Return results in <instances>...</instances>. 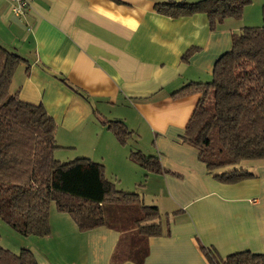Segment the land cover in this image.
Returning <instances> with one entry per match:
<instances>
[{
	"label": "crops",
	"instance_id": "0c3cea01",
	"mask_svg": "<svg viewBox=\"0 0 264 264\" xmlns=\"http://www.w3.org/2000/svg\"><path fill=\"white\" fill-rule=\"evenodd\" d=\"M156 1L168 0H30L27 15L17 17L9 1L0 0V45L25 60L11 93L42 104L55 120L60 148L55 158L102 164L118 190L137 193L161 214V236L142 239L131 226L134 217L119 216V226L131 230L127 235L118 226L80 232L67 214L50 210L51 235L39 241H57L71 264L73 256L78 264H209L202 246L222 258L244 251L264 254V161L249 171L252 179L219 182L183 139L201 94L173 97L190 83L212 80L232 35L262 26L256 21L264 0H253L254 10L248 9L243 23L229 18L215 30L205 14L161 15ZM191 48L198 50L184 61ZM96 113L124 122L132 132L127 144L121 145ZM65 148L74 151H60ZM132 151L158 157L163 173L135 165ZM121 174L128 185H117ZM32 253L39 264H50L43 249Z\"/></svg>",
	"mask_w": 264,
	"mask_h": 264
},
{
	"label": "trees",
	"instance_id": "16d2710c",
	"mask_svg": "<svg viewBox=\"0 0 264 264\" xmlns=\"http://www.w3.org/2000/svg\"><path fill=\"white\" fill-rule=\"evenodd\" d=\"M253 0H168L155 2L157 13L179 19L205 14L211 30L226 19L240 20ZM263 25L243 27L232 35V45L215 63L212 80L190 83L173 94L179 98L200 93V101L186 126L184 142L194 148L210 174L223 184H237L255 177L237 169L242 162L264 161V6ZM191 48L188 59L197 51ZM25 60L0 45V219L24 237L51 235L50 210L70 216L80 232L114 227L127 235L129 227L119 226V218L107 211L138 205L133 219L142 239L162 234L157 206L145 205L137 193L118 190L106 178L105 168L88 158L61 162L55 139L56 122L42 104L34 105L11 93L14 74ZM67 86L73 89L67 82ZM88 100V97L80 94ZM121 145L132 132L122 121H103ZM129 158L143 170L161 174L158 157L141 151ZM109 216V215H108ZM209 264H264V254L238 252L225 258L202 246ZM0 264H39L34 254L22 249L18 254L0 246Z\"/></svg>",
	"mask_w": 264,
	"mask_h": 264
},
{
	"label": "rangeland",
	"instance_id": "374dc122",
	"mask_svg": "<svg viewBox=\"0 0 264 264\" xmlns=\"http://www.w3.org/2000/svg\"><path fill=\"white\" fill-rule=\"evenodd\" d=\"M260 2L261 1H259V2L256 1L255 4L259 5ZM252 4H250V5H248V6H246L244 8L242 18L240 20H236L235 19L237 21L236 23H239V24L243 23L244 18H246V16H247L248 9L249 10H251V9L254 10V8H253L254 6H252ZM262 10H263V7L261 8V17H262ZM249 16H251L253 18L254 17L253 12L252 13L250 12ZM256 18H257V16H256ZM256 22L261 23L263 25V18H260V19L258 18V21H256ZM95 116H96V119L98 120V122L102 126H104L102 124L103 121H113V120L107 119L106 117H103L99 113H96ZM145 146H147V143H143V145L141 147L143 149H145L144 148ZM59 149L60 148H58L56 151H58ZM60 151L61 152H65V153H72L74 150L73 149H69V148H65V149H62ZM132 152H136V151H132ZM142 153L145 154L144 152H142ZM74 160L75 159H71V161H74ZM71 161H69V162H71ZM257 162H259V161L242 162L237 167V169H244V170L252 171V167ZM133 163H135V162H133ZM135 165H138V164L135 163ZM110 171H111V169H110ZM110 171L107 172L108 176L111 174ZM112 177H116V176L112 175ZM116 178L119 179V181L117 182V185H119V186H122V185L126 186V185L129 184L128 183L129 179H127L125 176L123 177L122 174L120 175V177H116ZM120 178H122L123 181ZM119 188H121V187H119ZM120 190H122V189H120ZM115 209L116 210H114V207H111L107 211V220H108V222L109 223H114L115 225H118V223L114 222L111 219L112 215H115V217H117V216H119L121 214L122 217L127 216L128 218H132V217L136 218L137 216L140 215L139 206L138 205L127 206V207H125L123 209H119V208H115ZM51 211H53V213H55V211H57L55 206H54V204H52V206H51ZM58 215H60V214H58ZM64 217H66L68 219V221L73 225L74 229H76L74 223L69 218L70 216L69 215H64ZM75 231H77V229ZM76 233H79V232H76ZM39 239H40L39 237H34V236H31V237L21 236L20 234L15 232L11 227H9L5 222H3L0 219V246L2 248L10 250L11 252L16 253V254H18L22 249H28V250H30L32 252V248H36V249L39 248L40 250L43 249L44 251H46L47 255L49 256L48 261L50 262V264H71L70 262H71L72 258L70 257V254H68L66 252V250L64 252L63 251L64 249L62 248L61 245H58L57 241L46 242V240H43V242H40ZM67 242H69V241H67ZM65 249H66V246H65ZM67 251H69V250H67ZM76 260H79V259H76V256H73V264H78V261H76Z\"/></svg>",
	"mask_w": 264,
	"mask_h": 264
},
{
	"label": "built area",
	"instance_id": "2783aa9c",
	"mask_svg": "<svg viewBox=\"0 0 264 264\" xmlns=\"http://www.w3.org/2000/svg\"><path fill=\"white\" fill-rule=\"evenodd\" d=\"M10 11L17 17L26 16L30 10V0H8Z\"/></svg>",
	"mask_w": 264,
	"mask_h": 264
}]
</instances>
